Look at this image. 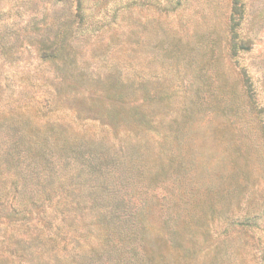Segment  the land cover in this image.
Returning <instances> with one entry per match:
<instances>
[{
    "label": "rangeland",
    "instance_id": "rangeland-1",
    "mask_svg": "<svg viewBox=\"0 0 264 264\" xmlns=\"http://www.w3.org/2000/svg\"><path fill=\"white\" fill-rule=\"evenodd\" d=\"M239 5L0 0V264H264V0ZM130 141L159 181L113 201L156 210L109 231L78 146Z\"/></svg>",
    "mask_w": 264,
    "mask_h": 264
},
{
    "label": "trees",
    "instance_id": "trees-1",
    "mask_svg": "<svg viewBox=\"0 0 264 264\" xmlns=\"http://www.w3.org/2000/svg\"><path fill=\"white\" fill-rule=\"evenodd\" d=\"M233 1V21H240L244 15V6L239 5V3H242V0ZM78 11H80V8ZM58 45V43H53L52 48L54 51L62 50L61 46ZM129 145H132V148L136 149L130 159L128 161L125 159L124 162L120 158L108 154L107 151H101L103 148L96 153V156L87 159L84 150L78 146L80 155L83 158L84 166L82 169H89V174L96 177V188L94 190L96 198L94 199L100 201L107 200L103 207L98 206L97 215H99L98 226L107 228L109 231L123 230L124 227L132 221L131 216L141 224V226H138L140 231L144 230L145 226L141 223L142 218L146 213H154L156 210L153 197L150 199L145 197L148 200L140 203V205H136L132 203L131 199L125 198L113 201V199H115L113 198L114 193L118 192L115 182L113 181V174L116 172L118 173L116 176L117 179L124 176L129 184L134 183L137 187L135 194L141 196H144V194L140 193L139 190L145 193L153 192L155 185L159 181L160 169L158 168V160L152 158L149 154H144L141 151L142 146L139 143L133 145L132 141H130ZM69 147L68 142H66L62 150H68ZM124 164V167L119 168ZM168 212H171V207L168 208ZM127 214L129 215L127 216ZM110 216L113 217V221L109 219ZM146 264H148L147 261Z\"/></svg>",
    "mask_w": 264,
    "mask_h": 264
}]
</instances>
